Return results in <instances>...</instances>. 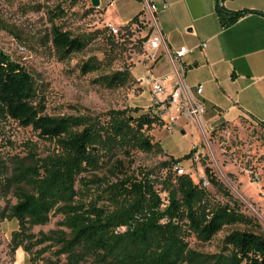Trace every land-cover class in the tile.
I'll return each mask as SVG.
<instances>
[{
    "label": "trees",
    "instance_id": "trees-1",
    "mask_svg": "<svg viewBox=\"0 0 264 264\" xmlns=\"http://www.w3.org/2000/svg\"><path fill=\"white\" fill-rule=\"evenodd\" d=\"M224 1L215 0L223 28L247 13L258 12L230 10ZM138 15L130 21L139 27L143 21L137 20ZM148 35L140 38L142 43ZM49 40L61 56L80 52L87 43L59 25H52ZM99 65L97 59H90L81 71L91 72ZM128 80L127 69L100 77L107 87ZM45 110V99L31 73L0 48V121L11 119L30 126L54 142L46 156L31 149L25 156L10 157L11 177L3 176L5 164L0 163V195L15 188V202L0 208V219L8 216L17 221L11 236L13 250L21 247L34 264H264V236L253 230L258 223L239 210L208 165L204 172L209 185L228 200L213 199L203 185L205 179L195 182L185 172L175 176H160L153 170L128 174L126 163L133 162L135 151L163 149L147 132L154 124L163 125L149 109L137 114L110 110L103 120L93 115H52ZM258 122L264 127L263 121ZM180 160L171 156L161 165ZM90 183L100 190L97 199L86 198L84 191ZM161 191L166 194L162 196ZM54 214L61 215L56 228L37 234L30 231L34 225L47 224ZM227 225L244 227L227 233L217 252L204 253L189 246L190 237L207 242Z\"/></svg>",
    "mask_w": 264,
    "mask_h": 264
},
{
    "label": "rangeland",
    "instance_id": "rangeland-1",
    "mask_svg": "<svg viewBox=\"0 0 264 264\" xmlns=\"http://www.w3.org/2000/svg\"><path fill=\"white\" fill-rule=\"evenodd\" d=\"M100 2L92 6L90 0H0V48L31 73L39 94L45 99L47 114L93 115L103 120L110 110L126 109L128 113L137 114L145 112L150 104L151 84L143 80L145 64L150 63L146 59L149 52L140 38L147 33L150 35L153 28L145 22L139 27L131 21L112 24L110 19L117 23L128 15L134 0ZM52 25L87 39L84 49L61 56L49 40ZM109 25L118 28L117 35ZM94 58L100 63L99 67L83 73L82 64ZM123 69L130 73V80L124 84L107 87L100 82V77ZM160 71V67L153 70L155 75ZM205 74L204 70H193L188 77L196 79ZM213 116L205 114L202 123L179 117L173 128L154 124L147 132L153 141H160L162 151H135L133 162L126 163L128 174L153 170L160 176H175L177 166L195 182H200L207 180L204 168L208 165L236 200L239 210L256 220L259 227L253 230L264 236V127L250 116L239 117L235 111L226 112V120L213 119ZM53 148V141L40 137L30 126H22L11 119L0 121L3 176L11 177L14 172L10 157L25 156L31 149L39 156H46ZM191 150V155L183 158ZM171 156L181 160L162 166L161 162ZM94 174L104 175L102 172ZM82 187L80 185V190ZM207 187L213 199L228 200L209 183ZM14 190L12 187L6 196L0 195V208L7 209L15 202ZM99 191L90 183L84 192L90 200L97 199ZM165 194L161 191L162 196ZM60 218V214H54L47 224L34 225L30 231L48 232L57 227ZM17 227L14 218L0 219V264H34L21 247L16 250L11 247L12 232ZM243 227L227 225L207 242L192 236L189 246L204 253L217 252L227 233Z\"/></svg>",
    "mask_w": 264,
    "mask_h": 264
},
{
    "label": "crops",
    "instance_id": "crops-1",
    "mask_svg": "<svg viewBox=\"0 0 264 264\" xmlns=\"http://www.w3.org/2000/svg\"><path fill=\"white\" fill-rule=\"evenodd\" d=\"M150 4H155L156 10L150 9ZM223 5L230 10L258 12L247 13L223 28L215 0H134L123 20L110 21L121 25L139 14L138 19L150 24L152 32L161 33L163 42L152 73L167 76V91L177 84L192 90L201 83L204 115L211 113L213 119L226 120V112L235 111L239 117L250 116L264 122V0H225ZM201 41L206 42L204 48L197 47ZM181 45L194 48L181 59L188 66L183 73L180 62L166 49L173 54ZM157 67L161 71L155 75L153 70ZM193 70H204L206 74L189 78L188 73Z\"/></svg>",
    "mask_w": 264,
    "mask_h": 264
},
{
    "label": "built area",
    "instance_id": "built-area-1",
    "mask_svg": "<svg viewBox=\"0 0 264 264\" xmlns=\"http://www.w3.org/2000/svg\"><path fill=\"white\" fill-rule=\"evenodd\" d=\"M150 9L156 10L155 4H150ZM109 27L114 34L118 33V28L113 25H109ZM162 42L163 37L158 31L151 32L148 38L143 42L144 49L149 52L146 59L150 60V63L145 64V71L143 74V80H146L151 84V99L147 109H149L154 115L158 116L163 121V125L166 128H173L179 117L202 123V116L205 113V105L200 98L203 84H195L193 86L194 91L193 89L184 88V86L179 84L167 91L165 87L167 76H153L152 66L159 58L158 50L160 49ZM205 46L206 42L201 41L197 47L204 48ZM166 49L170 52L175 61L180 62V71L182 73L185 72L188 66L181 62V59L186 54L192 52L194 48L181 45L174 50L173 54L171 50L168 48ZM175 170L177 174L184 173L183 168L176 166ZM203 185H208L207 180L203 181Z\"/></svg>",
    "mask_w": 264,
    "mask_h": 264
},
{
    "label": "water",
    "instance_id": "water-1",
    "mask_svg": "<svg viewBox=\"0 0 264 264\" xmlns=\"http://www.w3.org/2000/svg\"><path fill=\"white\" fill-rule=\"evenodd\" d=\"M99 0H91L92 6H98L99 5Z\"/></svg>",
    "mask_w": 264,
    "mask_h": 264
}]
</instances>
